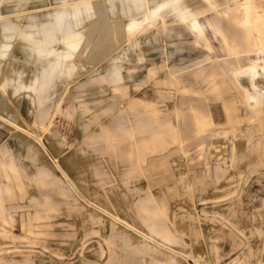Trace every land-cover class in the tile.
<instances>
[{
	"label": "rangeland",
	"instance_id": "rangeland-1",
	"mask_svg": "<svg viewBox=\"0 0 264 264\" xmlns=\"http://www.w3.org/2000/svg\"><path fill=\"white\" fill-rule=\"evenodd\" d=\"M0 264H264V0H0Z\"/></svg>",
	"mask_w": 264,
	"mask_h": 264
}]
</instances>
